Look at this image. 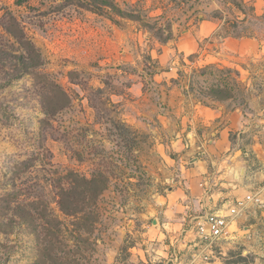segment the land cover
<instances>
[{"label":"rangeland","instance_id":"1","mask_svg":"<svg viewBox=\"0 0 264 264\" xmlns=\"http://www.w3.org/2000/svg\"><path fill=\"white\" fill-rule=\"evenodd\" d=\"M114 1L140 20L79 0H0V264H264V51L222 46L264 45V10ZM203 20L219 30L176 49ZM218 106L223 121L239 111L218 157L227 185L209 164L199 196L193 137H212L190 117ZM231 205L227 238L201 241L197 224Z\"/></svg>","mask_w":264,"mask_h":264},{"label":"crops","instance_id":"2","mask_svg":"<svg viewBox=\"0 0 264 264\" xmlns=\"http://www.w3.org/2000/svg\"><path fill=\"white\" fill-rule=\"evenodd\" d=\"M253 4L257 11L264 10V0H253ZM218 30V22L214 20H203L197 26L189 29L185 35L178 39L179 41L176 43V49H181L184 53H187L192 50L191 46L195 41L206 40L214 35ZM222 46L224 51L239 55H254L264 51V45L262 43L253 38L246 37L240 39L227 38L222 43ZM238 113V110L231 112L230 117L228 115V119L223 121L222 117L224 115V108L222 106H218L213 109L207 107H196L193 115L190 117V123L204 129V131L205 129H210V135L212 137V139L208 140V142H204L205 137H193L194 142H198L195 150H197L196 154L200 157L197 158V162L193 166L186 169V178L188 180L189 187L192 192L195 191V194L197 193V195L200 196L199 187L201 186V181H207L209 179V175H211L207 173L209 164L216 166V168H214L217 173L216 179L221 180V185H227L228 173L224 165L225 162H220L224 156L219 155L228 152L230 149L228 139L229 131L237 128L236 124L239 119ZM188 130L193 132L194 128L188 127ZM218 157L222 158L218 159Z\"/></svg>","mask_w":264,"mask_h":264},{"label":"built area","instance_id":"3","mask_svg":"<svg viewBox=\"0 0 264 264\" xmlns=\"http://www.w3.org/2000/svg\"><path fill=\"white\" fill-rule=\"evenodd\" d=\"M245 202H249L255 205H261L262 199L256 196L248 194L244 198ZM236 206L231 205L228 209V215H223L221 212H213L203 218L201 222L197 224L196 233L201 241H214L218 239L227 238L229 235V222L228 217L234 216Z\"/></svg>","mask_w":264,"mask_h":264},{"label":"trees","instance_id":"4","mask_svg":"<svg viewBox=\"0 0 264 264\" xmlns=\"http://www.w3.org/2000/svg\"><path fill=\"white\" fill-rule=\"evenodd\" d=\"M67 1V0H65ZM80 2L77 3L76 6H83L84 8H88L89 10H93L94 12L101 13L105 16H107L111 21L115 22L114 17H118L120 19H138L140 20V17L137 15H130L123 11H121L114 0H79ZM110 13L112 14L110 16ZM158 38L162 40V42H166L169 40V37H166L165 39H162V35L158 32L157 33ZM169 36V35H168Z\"/></svg>","mask_w":264,"mask_h":264}]
</instances>
